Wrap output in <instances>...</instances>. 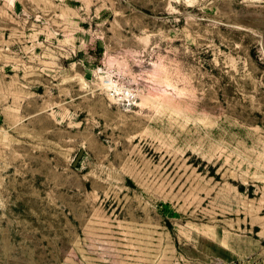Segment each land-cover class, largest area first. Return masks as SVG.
<instances>
[{
    "label": "rangeland",
    "instance_id": "obj_1",
    "mask_svg": "<svg viewBox=\"0 0 264 264\" xmlns=\"http://www.w3.org/2000/svg\"><path fill=\"white\" fill-rule=\"evenodd\" d=\"M0 264H264V0H0Z\"/></svg>",
    "mask_w": 264,
    "mask_h": 264
},
{
    "label": "built area",
    "instance_id": "obj_2",
    "mask_svg": "<svg viewBox=\"0 0 264 264\" xmlns=\"http://www.w3.org/2000/svg\"><path fill=\"white\" fill-rule=\"evenodd\" d=\"M98 71L99 72H103V69L102 68H98ZM102 76H103L102 78L107 77V76H104V75H102ZM107 85L109 86V88H108L109 90H113L112 89L113 88V84L112 83L111 84L108 83Z\"/></svg>",
    "mask_w": 264,
    "mask_h": 264
}]
</instances>
